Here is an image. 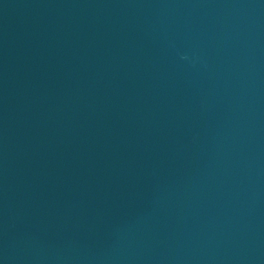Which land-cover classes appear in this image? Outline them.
<instances>
[{
	"label": "water",
	"instance_id": "water-1",
	"mask_svg": "<svg viewBox=\"0 0 264 264\" xmlns=\"http://www.w3.org/2000/svg\"><path fill=\"white\" fill-rule=\"evenodd\" d=\"M0 264H264V0H0Z\"/></svg>",
	"mask_w": 264,
	"mask_h": 264
}]
</instances>
